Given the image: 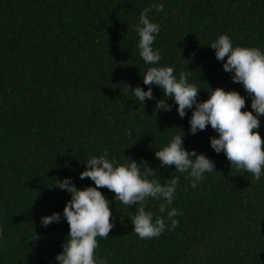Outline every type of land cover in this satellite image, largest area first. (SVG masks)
Wrapping results in <instances>:
<instances>
[{
    "label": "trees",
    "instance_id": "obj_1",
    "mask_svg": "<svg viewBox=\"0 0 264 264\" xmlns=\"http://www.w3.org/2000/svg\"><path fill=\"white\" fill-rule=\"evenodd\" d=\"M153 3L164 5L163 12L149 13L160 26L152 45L160 50L158 66L173 67L177 78L192 71L188 79L201 90L199 102L209 98V88H223L245 97L242 111L252 110L243 86L223 71L226 58L218 61L209 47L226 34L233 47L264 52V0H0V264H58L69 234L62 213L71 196L55 187L56 178H71L78 190L95 187L79 176L87 159L105 149L120 163L123 156L148 161L156 170L149 179L161 184L179 176L171 208L180 215L174 230L165 213L163 234L140 239L131 223L139 205H123L98 189L111 202L114 224L109 238L97 237L98 258L107 264H264V175L257 182L215 153L210 138L218 135L210 125L192 135V110L180 118L170 99L172 111L157 113L164 98L158 86L144 107L131 91L149 87L142 77L150 65L139 55L135 26ZM183 133L187 151L215 163L216 171L205 173L195 189L187 173L160 167L155 158ZM160 203L146 202L153 220ZM53 213H61L60 222L42 226V217Z\"/></svg>",
    "mask_w": 264,
    "mask_h": 264
},
{
    "label": "clouds",
    "instance_id": "obj_2",
    "mask_svg": "<svg viewBox=\"0 0 264 264\" xmlns=\"http://www.w3.org/2000/svg\"><path fill=\"white\" fill-rule=\"evenodd\" d=\"M153 9L163 12L164 5L153 3L144 8L140 13L139 24L135 26L139 38V55L150 67L142 77L143 84L149 86L148 90L144 91L139 86L132 88L134 97L144 107L145 100L156 99L152 86H158L162 89L164 98L168 99L157 100V113L172 111V105L168 103L170 99L177 105L176 111L180 118L187 115L186 110H192L190 133L196 135L198 130L204 131L210 125L218 135V138H210V146L215 153H223L231 167L244 170L259 182L264 175V138L258 131L259 117H264V52L257 47H233L228 35H219L209 48L215 51L218 61H225L226 58L223 71L232 74L233 83L243 86L251 98L252 110L242 111L246 107L245 97L238 91H225L223 88H209V98L199 102L201 90L188 79L192 71H181L177 78L173 67L158 66L162 57L160 50L154 49L152 45L160 32V26L149 19V13ZM125 86L129 91L131 86ZM183 140L184 133L173 136L168 145L155 151V158L160 162V167L174 165L177 172L187 173L186 179L191 181V187L195 189L205 178V173L216 171L215 163L203 153L187 151ZM123 160V163L114 158L110 160L107 149L102 155L87 159L84 163L86 170L80 173L79 178L90 179L95 187L78 190L71 178L62 181L56 178L55 187L71 196L62 213L69 226V234L62 245V252L56 256L58 264H107L95 253L99 246L97 237L109 238L114 227L113 215L111 202L98 189H108L115 194V201L123 205H139L135 207L131 223L140 239L156 238L163 234L166 229L165 213L167 221H170L168 230H174L178 226L179 221L174 217L180 213L171 208V205L180 177L167 179L161 184L157 179H149L156 176V170L149 166L148 161L141 160L137 163L125 156ZM149 198L161 201L160 215L155 220L153 213L145 210ZM60 220L61 213H53L42 217L41 224L46 227L59 223Z\"/></svg>",
    "mask_w": 264,
    "mask_h": 264
}]
</instances>
